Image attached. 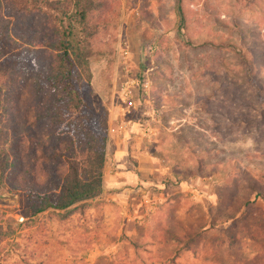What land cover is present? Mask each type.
I'll return each instance as SVG.
<instances>
[{
    "label": "rangeland",
    "instance_id": "374dc122",
    "mask_svg": "<svg viewBox=\"0 0 264 264\" xmlns=\"http://www.w3.org/2000/svg\"><path fill=\"white\" fill-rule=\"evenodd\" d=\"M101 1L103 22L91 20L89 40L92 103L108 117L130 118L146 109L142 95L152 96L165 132L158 156L168 169L138 173L148 201L127 205L136 215L131 230L106 233L91 221L77 231L82 217L72 211L88 204L25 215L28 187L52 193L41 172L51 165L38 163L39 174L26 176L10 157L9 119L28 110L24 92L14 91L18 109L8 97L0 102V163L8 159L0 264H264V0ZM54 17L41 7L17 17L15 28L55 39ZM49 53L40 58L48 62ZM125 82L135 109L120 100Z\"/></svg>",
    "mask_w": 264,
    "mask_h": 264
},
{
    "label": "trees",
    "instance_id": "16d2710c",
    "mask_svg": "<svg viewBox=\"0 0 264 264\" xmlns=\"http://www.w3.org/2000/svg\"><path fill=\"white\" fill-rule=\"evenodd\" d=\"M8 1L12 2L9 6ZM37 1L38 5L32 6L29 0H0V102L8 97L9 106L18 109L13 100L18 89L25 94L20 101H28L23 120L9 119L13 126L10 157L17 162V169L24 166L26 176L39 174L38 163L51 165L41 172L52 193L32 187L24 192V214L30 216L48 210L67 211L101 193L108 120L107 110L92 103L89 71V40L94 26L103 22L97 16L105 10L104 3ZM41 7L60 17L52 19L58 29L55 39L33 34L24 37L15 28L17 17L30 11L40 13ZM2 9L13 17L5 19ZM47 52L51 57L48 62L45 56L40 58ZM7 161H1L0 174Z\"/></svg>",
    "mask_w": 264,
    "mask_h": 264
},
{
    "label": "crops",
    "instance_id": "0c3cea01",
    "mask_svg": "<svg viewBox=\"0 0 264 264\" xmlns=\"http://www.w3.org/2000/svg\"><path fill=\"white\" fill-rule=\"evenodd\" d=\"M148 96L147 94L142 95L143 102L138 104L146 109L140 110L135 116L130 118L120 115L108 117L102 190L94 199L81 203L88 204L86 205L88 210L72 211V216L78 213L82 217L79 226L75 228L77 231L91 228V221L99 223L100 228H105L102 231L106 233H114L123 227L125 230L134 228L131 222L136 215L135 213L128 214L127 205L129 203L135 205L137 202L142 204L148 201L144 198L143 188H136L138 184H144L143 186L148 184L138 173L141 171L164 172L168 169L161 165V159L158 156L159 150L163 148L161 144L165 133L157 125L160 121L157 114L158 105L152 96ZM147 106H149L148 109ZM154 183L166 192H181L179 187L167 189L159 181Z\"/></svg>",
    "mask_w": 264,
    "mask_h": 264
},
{
    "label": "built area",
    "instance_id": "2783aa9c",
    "mask_svg": "<svg viewBox=\"0 0 264 264\" xmlns=\"http://www.w3.org/2000/svg\"><path fill=\"white\" fill-rule=\"evenodd\" d=\"M134 84V82H132ZM130 83L125 82L121 88V93H120V100L122 103L126 104V108H132L135 109V97L132 91L130 90ZM147 84H142V88H146ZM143 89V92H145ZM142 92V93H143Z\"/></svg>",
    "mask_w": 264,
    "mask_h": 264
}]
</instances>
